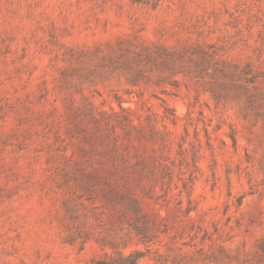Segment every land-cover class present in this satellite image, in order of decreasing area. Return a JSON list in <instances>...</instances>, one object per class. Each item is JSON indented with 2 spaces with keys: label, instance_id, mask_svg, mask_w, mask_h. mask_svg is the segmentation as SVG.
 <instances>
[{
  "label": "rangeland",
  "instance_id": "rangeland-1",
  "mask_svg": "<svg viewBox=\"0 0 264 264\" xmlns=\"http://www.w3.org/2000/svg\"><path fill=\"white\" fill-rule=\"evenodd\" d=\"M103 179L158 214L151 242ZM135 248L264 264V0H0V264Z\"/></svg>",
  "mask_w": 264,
  "mask_h": 264
},
{
  "label": "trees",
  "instance_id": "trees-1",
  "mask_svg": "<svg viewBox=\"0 0 264 264\" xmlns=\"http://www.w3.org/2000/svg\"><path fill=\"white\" fill-rule=\"evenodd\" d=\"M165 110H170V107L164 103ZM122 108V107H121ZM168 118L173 125L177 124V115L175 112L171 113V117H168L167 113L163 116ZM123 121L130 124V119L124 117ZM147 126L149 131L147 134L154 136L158 130L154 126L152 119L150 117L146 118ZM122 125V122H119ZM206 135H207V131ZM233 138V137H232ZM234 141V138H233ZM209 147L211 146L210 142H207ZM181 152L185 151V148L180 146ZM114 152H116L119 158L125 159L123 155L124 151H119L114 145ZM192 161L194 162L197 159L196 148L192 147ZM129 164L128 161H125L124 166L127 167ZM130 166V165H129ZM135 167V166H133ZM111 173V172H109ZM104 184V196L112 201V206L116 211L117 220L122 222L129 223L131 226L132 233L138 237V242L145 244L151 242L154 239V232L158 228L159 217L157 213L149 210L145 205V200L141 197H138L135 193V190L132 188L130 179H103ZM194 184L193 179H189L183 183V188L190 193L192 186ZM147 191L145 198L147 200L153 199V196ZM189 196V194H188ZM190 202V201H189ZM241 200L237 198L236 205H240ZM192 209L191 205L186 208V212H189ZM146 255V253L140 249H131L129 252L125 253L121 250H116L114 254L107 256L106 258H96L93 261V264H138L139 261Z\"/></svg>",
  "mask_w": 264,
  "mask_h": 264
}]
</instances>
